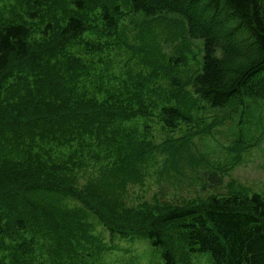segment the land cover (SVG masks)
Returning a JSON list of instances; mask_svg holds the SVG:
<instances>
[{
	"label": "trees",
	"instance_id": "trees-1",
	"mask_svg": "<svg viewBox=\"0 0 264 264\" xmlns=\"http://www.w3.org/2000/svg\"><path fill=\"white\" fill-rule=\"evenodd\" d=\"M17 4L0 11V264H97L110 247L94 234L95 221L111 237H144L164 264L204 254L212 264H264L258 193L134 208L120 206L101 184L74 182L97 151L109 175L138 174L153 150L129 126L138 120L157 117L174 131L192 127L204 106L237 114L251 102L264 105V0ZM139 13L184 22L186 35L202 41L199 69L182 77L147 62L149 70L130 83L108 86L96 68L111 61L98 54L119 42L124 18ZM42 247L46 263L36 260Z\"/></svg>",
	"mask_w": 264,
	"mask_h": 264
},
{
	"label": "rangeland",
	"instance_id": "rangeland-1",
	"mask_svg": "<svg viewBox=\"0 0 264 264\" xmlns=\"http://www.w3.org/2000/svg\"><path fill=\"white\" fill-rule=\"evenodd\" d=\"M17 1L0 0V11L9 5L18 7ZM185 29L186 24L172 15L156 20L141 13L125 17L119 42L111 50L98 54L111 62L98 63L96 69L105 79L110 78L108 86L130 83L135 73L148 71L147 62L153 61L184 77L199 69L203 56L202 41L189 38ZM249 104L246 111L237 114L204 106L194 113L196 121L192 127L181 124L174 131L166 130L157 117L138 120L129 126L135 129L137 137L153 144L152 152L138 165V174L130 179L123 177V181L113 177L112 172L109 175L104 152L97 151L96 157L82 166L74 182L78 186L88 182L101 184L122 207L137 208L144 202L183 205L231 193L255 192L264 199V105ZM240 138L244 148L237 156ZM94 234L100 235L101 242L110 247L97 256V264H164L159 252L142 236L111 237L96 221ZM36 253L37 261L46 263L50 259L46 247ZM181 264H212V261L208 254L189 255Z\"/></svg>",
	"mask_w": 264,
	"mask_h": 264
}]
</instances>
